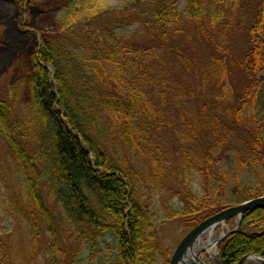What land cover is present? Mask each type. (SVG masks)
Segmentation results:
<instances>
[{"label":"trees","instance_id":"trees-1","mask_svg":"<svg viewBox=\"0 0 264 264\" xmlns=\"http://www.w3.org/2000/svg\"><path fill=\"white\" fill-rule=\"evenodd\" d=\"M33 1L15 0L19 7ZM181 2L131 0L115 9L107 0H64L58 33L40 38L27 69L24 119L17 118L12 102L0 98V136L18 180L6 187L10 196L23 197L15 206L26 202L30 264L40 253L47 264H159V258L170 264L171 253L158 243L160 226L141 202L175 164L164 139L166 117L156 102L170 91L179 107L193 102L191 117L179 110L185 132L175 143L176 175L185 180L183 164L191 166L203 191H190L183 208L170 209L163 223L181 219L191 230L264 196V0L249 23L236 25L246 36L236 67L245 84L232 97L227 92L234 63L230 50L222 49L230 38L215 42L214 35L220 0H186L184 13ZM212 7L216 13L208 15ZM232 25L227 23V30ZM133 26L139 37L128 36ZM200 42L222 52L212 53L206 68L200 66ZM173 82L180 85L177 91ZM224 127L235 138L244 136L249 156L242 164L259 180L255 188L234 187L230 203L217 151L228 142ZM214 177L219 183L213 193ZM219 254L222 264L251 255L264 259V209L246 212Z\"/></svg>","mask_w":264,"mask_h":264},{"label":"rangeland","instance_id":"rangeland-1","mask_svg":"<svg viewBox=\"0 0 264 264\" xmlns=\"http://www.w3.org/2000/svg\"><path fill=\"white\" fill-rule=\"evenodd\" d=\"M130 1L107 0L108 4L115 9L123 8ZM260 1L220 0L219 16L221 18L216 19L218 23L216 28L217 33H214V35L215 42L224 41L225 35H228L230 38L226 39V43H222V49L228 48L230 50L234 63L228 86V97L241 92L245 84L243 73L240 68L236 69V67L239 66L243 52L246 50V36L236 30L238 28L236 25L238 24V20L249 23L251 18L256 15ZM185 2L186 0H182L180 4L183 13L186 11ZM63 3L64 0H34L30 6L19 7L15 0H0V98L14 104L18 119L23 120L28 110L27 69L31 68L30 66L40 38L43 36H53L58 33V19L63 12ZM212 9L214 10H210L211 12L207 13L208 15L212 13L215 15L217 8L212 7ZM229 22L234 26L232 25L227 30L226 26ZM126 31L128 36L133 34L138 35L135 26L130 27ZM197 52L201 58V68H206L209 65L212 53L222 55V52L214 51L210 43L206 42L198 43ZM261 74L264 75V71ZM173 75L177 77L175 74ZM172 79H174L173 76ZM171 86L176 91L180 88L177 82H173ZM220 90L222 91V86H220ZM173 93L175 92L170 91L165 101L157 97L156 102L162 106L163 114L166 117L165 124L167 130L164 132V139L168 142L166 146L169 152L168 158L172 162V165L175 164L174 166L171 165L173 168L168 166L164 170L165 178H162L160 183L158 182L159 187L153 191L152 195L149 197H142L140 195L142 197L141 202L148 205L152 211V221L154 220L160 226L158 243L169 250L171 257L178 244L190 230H188L187 224L181 219H171L163 223V218L165 215L170 214V209L183 208V199L187 197V194H190V191H203L200 185V176L191 166L183 164L182 178L186 177L184 178L185 180L179 179L176 175L177 166H175L176 161L174 160L175 143L177 136H179L178 133L182 134L185 132L183 126L185 122L181 120L179 110L183 108L184 116L186 118L191 117L188 110L192 108L193 102L184 101L179 107L172 99ZM220 102L224 105L223 101ZM224 118H227V116H224ZM223 131L225 136L228 137V142L226 145H221L220 148L217 147V151L221 161L220 167H222V172L226 177L227 196L225 202L230 203L235 200L231 192L234 187L249 185L255 188L259 180L253 171L249 172L244 164H242L243 158L249 156V150L241 140L244 138L242 133L239 135V139L238 137H233V134L226 127H224ZM215 141L219 140L215 139ZM4 143L0 136V264H30L28 246L30 245L32 231L26 217L27 214L25 215L24 213L26 202L23 201V206H15L13 203L16 202V198L22 200L23 197L19 195L10 196L8 194L6 183L8 184L12 179L18 180L14 175ZM259 179L261 181L262 178L259 177ZM212 183L211 189L214 193L219 181L214 177ZM18 184L21 188L23 187L22 181L18 182ZM262 185L264 188V181ZM44 195L47 196L46 193ZM49 203L53 208H58L55 200L51 199ZM236 226V218L230 225L227 223L224 226H218L214 230L213 240H220L223 234L229 230H234ZM46 240L44 239L45 243L47 242ZM208 240L209 233H206L201 238V242L207 243ZM43 244L39 246V250L43 249ZM220 244L217 245L216 255L218 254ZM196 247L197 251L202 249L199 245ZM201 259L206 264H216L208 252H203ZM248 262L256 264L254 260H248L245 263ZM34 264H47L46 257L40 253ZM159 264H163L161 258H159Z\"/></svg>","mask_w":264,"mask_h":264},{"label":"water","instance_id":"water-1","mask_svg":"<svg viewBox=\"0 0 264 264\" xmlns=\"http://www.w3.org/2000/svg\"><path fill=\"white\" fill-rule=\"evenodd\" d=\"M254 209H264V196L254 198L240 205L227 208L204 220L203 222L195 226L192 230H190V232L181 240L171 257L170 264H187L186 259L190 251L194 248L195 245H197L199 240L206 233H208L210 230H215L218 226H224L230 219L236 218V228L232 231L229 230L225 234H223L220 240L216 241V244L219 245L231 233L238 230L244 214ZM199 251L203 252L204 250ZM201 252H197L196 256L200 258ZM247 260H255L264 264V259L255 255L247 256L237 264H244ZM214 262H216V264H222L220 261L219 253L217 254V259L216 261L214 260ZM201 263L206 264L202 259Z\"/></svg>","mask_w":264,"mask_h":264},{"label":"bare ground","instance_id":"bare-ground-1","mask_svg":"<svg viewBox=\"0 0 264 264\" xmlns=\"http://www.w3.org/2000/svg\"><path fill=\"white\" fill-rule=\"evenodd\" d=\"M208 233H209L208 242L202 243L201 239H200V241L198 242L197 245L201 246L202 247L201 250H204L203 252H208L210 254V256L216 261V259H217V255H216L217 244H216V241L213 240L214 230H210ZM197 245L194 246V248L190 251L189 255L187 256V259H186L187 264H202L201 263V256H202L203 252L197 251V249H196ZM197 252H201L200 258L196 256Z\"/></svg>","mask_w":264,"mask_h":264}]
</instances>
